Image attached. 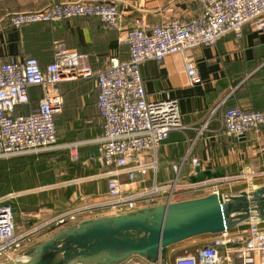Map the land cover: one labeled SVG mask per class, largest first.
Returning a JSON list of instances; mask_svg holds the SVG:
<instances>
[{"label": "built area", "instance_id": "2783aa9c", "mask_svg": "<svg viewBox=\"0 0 264 264\" xmlns=\"http://www.w3.org/2000/svg\"><path fill=\"white\" fill-rule=\"evenodd\" d=\"M197 2L200 13L191 20L174 18L148 25L143 18L135 19L133 27L120 38L129 46V60L110 57L99 71H94L88 54L65 49L59 50L55 60L45 69L33 57L1 62L0 160L62 148L58 146L55 126V116L62 113L64 106L60 85L96 79L103 135L83 165L94 164L101 168L99 179L106 182L108 198L99 205L101 208L118 216L137 214L143 212L138 210L139 206L163 195H166L164 206L168 207L182 190L208 187L212 179L190 182L187 186L180 184L184 179V164L189 161L193 168L200 166L199 159L192 156L194 144H191L185 158L173 166L175 178L171 182L163 186L154 183L148 189L137 191V186L148 181L149 173L157 171V151L170 134L186 129L178 99L171 95L162 100L149 99L142 65L149 60L161 63L171 55L185 54L189 83L196 85L200 77L195 50L215 46L229 34L241 38L243 28L248 24L264 33V0ZM83 17L98 18L106 30L120 29L121 26L122 17L117 4L88 1L53 0L40 11L10 15L9 22L19 30L25 25ZM32 87L42 89L38 109L30 114H17L19 106L29 103V89ZM220 122L228 135L242 137L264 129V110L227 108L222 110ZM89 143L67 144L64 148L70 150L72 159L77 162L81 160L80 148ZM212 194L220 195L216 185L212 187ZM21 196L22 193L17 192L0 198V264L20 261L19 252L25 242L31 241L29 234L19 232L15 222L13 201ZM76 220V213H68L58 216L55 222L65 225ZM175 264H264V229L254 224L239 235L232 236L229 231L222 233L194 252L179 256Z\"/></svg>", "mask_w": 264, "mask_h": 264}, {"label": "crops", "instance_id": "0c3cea01", "mask_svg": "<svg viewBox=\"0 0 264 264\" xmlns=\"http://www.w3.org/2000/svg\"><path fill=\"white\" fill-rule=\"evenodd\" d=\"M52 1L0 0V63L34 57L44 69L55 60L59 50L65 49L88 54L94 71H99L108 63L110 57L116 56L121 61L129 60V46L120 38L133 27L135 19L143 18L148 25H157L174 18L191 20L200 13L198 0H58L113 2L117 4L121 13L120 29L106 30L96 17L75 18L55 24L25 25L19 30L10 25V15L40 11ZM195 55L200 77V82L196 85L189 83L184 65L185 54L171 55L161 63L149 60L142 65V76L149 99L162 100L167 95L178 99L186 129L170 134L169 139L157 151V171L150 172L148 181L137 186V191L148 189L154 183L163 186L171 182L175 178L173 166L180 164L185 158L191 144H194L192 156L199 159L200 166L193 168L189 161L184 164L182 168L184 179L180 184L187 186L190 182L194 183L193 180L199 178L200 174L205 176L220 174L223 177L213 178L208 187L182 190L173 203L212 195V187L215 185L219 188L220 194L225 196H238L264 187V129L242 137L230 136L222 130L220 122L222 110L227 108L264 110V33L257 32L248 24L243 28L241 38L229 34L215 46L195 50ZM60 90L64 101L70 98L75 100L74 109L83 124L95 129V133L87 140L90 143L86 146H90L87 153L89 150H96V141L103 135L102 120L97 106L99 88L96 79L65 82L60 85ZM41 98L40 87L30 88V108L26 105L19 106L16 113L27 114L37 109ZM221 104L220 109L213 114L215 108ZM203 128L205 129L201 133ZM87 153L82 159L87 158ZM84 171L86 177H91L83 179L81 183L87 185L88 182L99 181L100 167L91 164ZM59 175L63 173L57 177ZM103 183L106 192V182ZM92 192L91 189L84 190V193L80 192L79 197L76 194L72 197V194L66 209L61 211L46 210L35 215L21 211L25 220L18 225V230L22 234H29L31 241L24 243L18 258L29 256L34 247L62 230L98 218L118 216L99 206L108 201L106 193L99 198ZM165 197L166 195H163L153 202L139 206L138 210L162 207L165 204ZM90 211H93V214H90ZM68 213H76L77 220L69 221L65 225L55 222L58 216ZM251 214L250 219L231 229L230 235H239L254 224L264 229V221L259 220L255 212ZM219 235H202L172 245L158 260L164 261L165 264H175L179 256L188 253L189 250L194 252ZM133 257L144 259L140 256Z\"/></svg>", "mask_w": 264, "mask_h": 264}, {"label": "water", "instance_id": "95a60500", "mask_svg": "<svg viewBox=\"0 0 264 264\" xmlns=\"http://www.w3.org/2000/svg\"><path fill=\"white\" fill-rule=\"evenodd\" d=\"M223 178L201 175L193 182ZM255 212L264 221V187L238 196L207 197L139 212L98 218L62 230L9 264H113L132 256L159 259L170 246L207 234H222Z\"/></svg>", "mask_w": 264, "mask_h": 264}, {"label": "rangeland", "instance_id": "374dc122", "mask_svg": "<svg viewBox=\"0 0 264 264\" xmlns=\"http://www.w3.org/2000/svg\"><path fill=\"white\" fill-rule=\"evenodd\" d=\"M75 100L70 98L66 100V109L64 111L62 118H60L58 124V137L60 143L57 150H52L44 153H59V159L49 160L47 170L43 175L36 173L35 177L30 176L27 180V186H36L33 188H26L23 190H11L9 193H17L21 192L22 196L13 201V207L15 212V222L18 225L24 223V220L21 215V211H27L35 215V213L40 214V211L46 210H54L61 211L66 209V205L70 200V196L75 197V194L80 196V192L84 193V190H90L95 192L96 196L101 198L105 194V183L104 181L99 179L94 183L88 182L81 183V179L90 178L86 177L84 174V170L86 167L83 165L82 159L84 154L87 153L86 145L80 148V157L81 160L75 162L70 154V150L64 148L67 144L73 143H87V141L92 133H95L92 129L93 127H87L86 125H81L76 119V112L74 110ZM91 150L88 151V153ZM87 153V154H88ZM42 154V153H41ZM38 155V154H36ZM80 166V168H78ZM63 173V175L58 174ZM184 186L183 184H181ZM64 186V187H61ZM183 192V191H182ZM186 192V191H184ZM4 195V196H6ZM189 195V194H187ZM2 196V197H4ZM0 197V198H2ZM28 197V199L22 198ZM69 198V199H68ZM19 200V201H18ZM17 201V202H15ZM77 201V199H76ZM102 203V202H101ZM46 209V210H44ZM31 215V216H32ZM116 215V214H115ZM25 217V216H24ZM193 250H189L188 253ZM30 256H25L20 261H27ZM133 258V259H132ZM144 258V257H143ZM127 261L125 264H165L164 261L156 259L148 260L146 258L138 259L137 257H129L126 260L119 262L117 264H122Z\"/></svg>", "mask_w": 264, "mask_h": 264}, {"label": "trees", "instance_id": "16d2710c", "mask_svg": "<svg viewBox=\"0 0 264 264\" xmlns=\"http://www.w3.org/2000/svg\"><path fill=\"white\" fill-rule=\"evenodd\" d=\"M45 23H52V22H45ZM52 24H55V23H52ZM29 93H30V89H29ZM66 100L64 101L62 113H64L66 109V106H65ZM29 105L30 104L28 103L26 107L30 108ZM37 109H34V110L36 111ZM34 110H32L31 112L27 114L35 112ZM62 113L55 116V126L57 130V135L59 133L58 124H59L60 118H62L63 116ZM99 115H100V112H99ZM76 119L81 125H84L82 120L78 118L77 112H76ZM58 142L60 143L59 140ZM88 147L90 146H87L85 148L88 149ZM59 155H60L59 153H42L38 155L36 154L22 155V156L13 157L10 159L0 160V197L6 195L11 190H23L26 188L36 187V186L26 185L28 178L30 176L35 177L37 172L38 174L43 175L44 172L47 170L49 160L50 159L55 160L56 157ZM78 168H80V166H78ZM24 199H28V197L22 198L21 201Z\"/></svg>", "mask_w": 264, "mask_h": 264}]
</instances>
